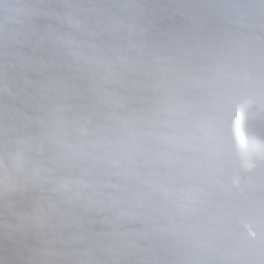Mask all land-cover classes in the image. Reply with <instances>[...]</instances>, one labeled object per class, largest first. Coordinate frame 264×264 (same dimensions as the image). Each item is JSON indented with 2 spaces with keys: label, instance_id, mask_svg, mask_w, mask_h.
<instances>
[{
  "label": "clouds",
  "instance_id": "1",
  "mask_svg": "<svg viewBox=\"0 0 264 264\" xmlns=\"http://www.w3.org/2000/svg\"><path fill=\"white\" fill-rule=\"evenodd\" d=\"M0 264H264V0H0Z\"/></svg>",
  "mask_w": 264,
  "mask_h": 264
}]
</instances>
